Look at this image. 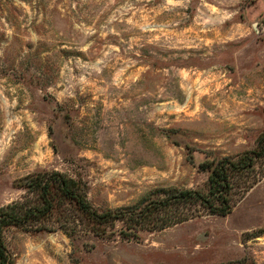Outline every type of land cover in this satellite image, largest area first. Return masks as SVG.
Wrapping results in <instances>:
<instances>
[{
    "label": "rangeland",
    "instance_id": "rangeland-1",
    "mask_svg": "<svg viewBox=\"0 0 264 264\" xmlns=\"http://www.w3.org/2000/svg\"><path fill=\"white\" fill-rule=\"evenodd\" d=\"M263 129L264 0H0V206L37 169L100 208L204 188ZM121 225L5 236L15 264H264V176L225 215Z\"/></svg>",
    "mask_w": 264,
    "mask_h": 264
},
{
    "label": "trees",
    "instance_id": "trees-1",
    "mask_svg": "<svg viewBox=\"0 0 264 264\" xmlns=\"http://www.w3.org/2000/svg\"><path fill=\"white\" fill-rule=\"evenodd\" d=\"M199 165L208 170L204 188H161L134 205L103 208L93 205L83 185L69 173L32 171L15 185L21 195L0 206V264H15L5 236L10 228L31 233L61 230L70 238H81L113 232L120 221L119 232L136 235L141 229H160L203 214H227L264 176V129L253 148Z\"/></svg>",
    "mask_w": 264,
    "mask_h": 264
}]
</instances>
